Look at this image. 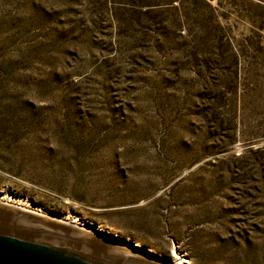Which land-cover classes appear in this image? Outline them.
<instances>
[{
  "label": "rangeland",
  "instance_id": "374dc122",
  "mask_svg": "<svg viewBox=\"0 0 264 264\" xmlns=\"http://www.w3.org/2000/svg\"><path fill=\"white\" fill-rule=\"evenodd\" d=\"M0 191L264 264V0H0Z\"/></svg>",
  "mask_w": 264,
  "mask_h": 264
},
{
  "label": "water",
  "instance_id": "95a60500",
  "mask_svg": "<svg viewBox=\"0 0 264 264\" xmlns=\"http://www.w3.org/2000/svg\"><path fill=\"white\" fill-rule=\"evenodd\" d=\"M114 236L120 235L114 233ZM140 247L160 258L148 248ZM0 264L168 263L105 238L0 203Z\"/></svg>",
  "mask_w": 264,
  "mask_h": 264
},
{
  "label": "bare ground",
  "instance_id": "6f19581e",
  "mask_svg": "<svg viewBox=\"0 0 264 264\" xmlns=\"http://www.w3.org/2000/svg\"><path fill=\"white\" fill-rule=\"evenodd\" d=\"M0 203L105 238L153 257V255L144 251L137 241L131 239L130 237L114 236V233L110 232L108 229L95 223H87L75 215L66 216L54 214L48 209L35 205L26 200V198H23L15 193L0 191ZM108 234L111 235L108 236ZM161 261L168 264H188V259L184 257L182 253L176 251H174V258L171 262L164 260Z\"/></svg>",
  "mask_w": 264,
  "mask_h": 264
}]
</instances>
